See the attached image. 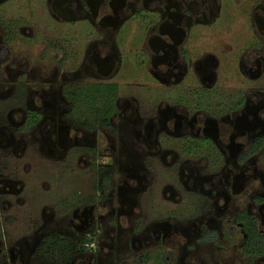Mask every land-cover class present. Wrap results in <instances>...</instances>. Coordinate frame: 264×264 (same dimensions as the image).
I'll list each match as a JSON object with an SVG mask.
<instances>
[{
    "label": "flooded vegetation",
    "instance_id": "af4514ba",
    "mask_svg": "<svg viewBox=\"0 0 264 264\" xmlns=\"http://www.w3.org/2000/svg\"><path fill=\"white\" fill-rule=\"evenodd\" d=\"M50 29L51 66H32ZM2 71L14 125L45 124L44 153L87 182L62 199L72 234L37 248L53 235L78 255L162 247L173 264L184 245L185 264H264L247 246L264 241V0H0V87Z\"/></svg>",
    "mask_w": 264,
    "mask_h": 264
},
{
    "label": "rangeland",
    "instance_id": "374dc122",
    "mask_svg": "<svg viewBox=\"0 0 264 264\" xmlns=\"http://www.w3.org/2000/svg\"><path fill=\"white\" fill-rule=\"evenodd\" d=\"M44 31L47 33L42 34V44L31 48V63L32 66L42 65L48 69L51 64L46 49L43 50L44 42L59 34L52 29ZM2 73L0 186L3 189L0 190V243L4 249L0 254V260H4L6 264H41L34 257V250L39 244L38 235L54 230L72 234L67 226L71 215V200L62 199L73 196L79 190L83 196L87 194L84 193L87 192V182L83 181L79 188L71 166L72 162L62 163L60 158L55 157L57 154L50 156L47 152L44 153L40 139L45 124L30 128L14 125L18 122L19 115L14 119L15 121L12 120L13 114L10 109L14 102L12 95H7L10 83H8V75L4 71ZM47 78L52 80L50 77ZM20 133L24 135L20 136ZM54 152L52 151L51 154ZM156 207L159 213L170 209L163 200H156ZM237 244L232 243L218 259L221 261L222 258L236 253ZM183 246L174 253L173 264H180L181 261L183 264L189 263L188 257L182 259L186 255ZM162 250V247L150 249L151 255L146 257V252L135 254L133 249L123 244L113 253H110L109 249L100 254L81 252L70 264H161ZM208 252L209 250L201 251L199 258L207 260ZM212 254L216 255V251H212ZM139 256L143 258L141 263Z\"/></svg>",
    "mask_w": 264,
    "mask_h": 264
},
{
    "label": "trees",
    "instance_id": "16d2710c",
    "mask_svg": "<svg viewBox=\"0 0 264 264\" xmlns=\"http://www.w3.org/2000/svg\"><path fill=\"white\" fill-rule=\"evenodd\" d=\"M105 88L106 92H102L99 96L103 98L106 94L108 98L113 101L116 96L114 92L115 87ZM83 97L89 102H96V99L87 92L84 93ZM252 236L253 235H250L247 241V246L249 245L251 252L253 250L255 254L264 252V241H253ZM78 253L79 248L74 240L67 238L60 239L58 236L51 235L39 245L34 253V257L37 261L41 262V264H70Z\"/></svg>",
    "mask_w": 264,
    "mask_h": 264
}]
</instances>
